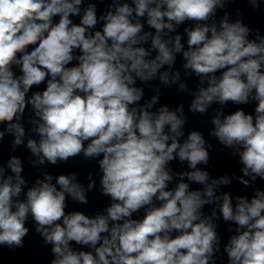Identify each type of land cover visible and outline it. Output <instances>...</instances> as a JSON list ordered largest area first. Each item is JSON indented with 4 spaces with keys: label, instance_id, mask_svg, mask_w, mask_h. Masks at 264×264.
<instances>
[{
    "label": "clouds",
    "instance_id": "9594fccd",
    "mask_svg": "<svg viewBox=\"0 0 264 264\" xmlns=\"http://www.w3.org/2000/svg\"><path fill=\"white\" fill-rule=\"evenodd\" d=\"M239 2L264 16V0H0V259L34 229L47 264H264V30L239 8L229 19ZM157 78L192 96L187 113L208 118L239 175L210 174L213 145L186 131L183 101L145 99ZM77 157L97 161L98 187L91 171L86 186L47 171ZM234 181L243 194L220 191ZM93 191L102 210H68Z\"/></svg>",
    "mask_w": 264,
    "mask_h": 264
}]
</instances>
